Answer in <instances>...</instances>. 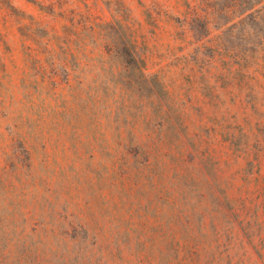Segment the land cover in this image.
I'll list each match as a JSON object with an SVG mask.
<instances>
[{
    "label": "rangeland",
    "instance_id": "rangeland-1",
    "mask_svg": "<svg viewBox=\"0 0 264 264\" xmlns=\"http://www.w3.org/2000/svg\"><path fill=\"white\" fill-rule=\"evenodd\" d=\"M117 19L161 94L120 62ZM47 31L64 99L27 59ZM78 86L105 100L71 102ZM29 174L28 206L69 205L97 235L50 264H264V0H0V220Z\"/></svg>",
    "mask_w": 264,
    "mask_h": 264
},
{
    "label": "trees",
    "instance_id": "trees-1",
    "mask_svg": "<svg viewBox=\"0 0 264 264\" xmlns=\"http://www.w3.org/2000/svg\"><path fill=\"white\" fill-rule=\"evenodd\" d=\"M115 21L125 30L124 45L121 48V52L118 54L122 58L120 62L124 65L131 61L136 63L137 65L132 69L140 72L150 89L161 94L163 91L158 80L153 75H148V73L144 71V57L133 32L130 31V27L128 24L123 23L120 20L118 21V19ZM106 23L108 24L109 22ZM47 32L48 33L46 34H48L49 37L43 41V48L39 49L41 46L38 45V47H35L34 52L28 50V52H26L27 59L34 60L38 63V66L44 71V73H42V79L46 81L47 85H50L49 89H53L55 93L59 94L58 98L61 97V99H64L63 96H60V88H62V84L71 85V77L68 72L60 73L57 71L62 67H58V65L64 66V62L67 63L68 60L58 58L57 54L59 49L57 48L56 43L53 42V39H59L62 34ZM65 45L69 48L68 45L70 44L65 40ZM86 47L87 43L84 42L82 44V49L85 50ZM112 47L113 46H105L107 55H111L113 52L114 49ZM47 56L48 58L46 59ZM77 64H80V62L77 61ZM89 79L90 78H86V80ZM84 82L85 77L84 79L81 77L78 83L83 84ZM102 92L103 91L99 90V88L90 87L86 90L81 86H78L71 87L69 96L73 98L70 99L71 102H74V99H76L84 103H89V105H97L105 100L103 99L105 94ZM53 98L56 99V97ZM61 107L65 111L69 109L65 104ZM71 107H73V105ZM58 111L59 110L56 111V114L59 118L60 113ZM18 129L19 126L14 130L15 134L20 133ZM25 158L28 160L30 159L28 149ZM27 168L28 173L30 171L29 162L27 163ZM35 178L34 175L30 174L25 177L21 184L22 190L18 200L15 202L11 210L5 213L3 221L8 225L6 227L12 226V231H16V229L20 227L16 236V242L19 245L17 246L16 243L15 246V243H13L14 247H16L15 249H13L11 245L9 248L4 246V244L0 245V264H50V253L53 252L54 249L58 250L62 248L64 251L84 249L88 236H93L96 240V233H91V228L94 226L92 222L93 220L84 217L73 218L72 212L67 211L69 205L65 206V204H61L60 208L56 209L55 205L57 202H55L53 207L48 209V206L44 205V203H40V200L36 198L37 194L35 193L31 206H28L30 199L27 198V194H30L31 190L26 189L27 187L35 185ZM58 195H60V193H58ZM19 219H21V221ZM3 221L0 220V224ZM27 226L29 227L28 231L26 229ZM6 234H8V232H6ZM121 235L122 234L120 233H117L115 236L112 234L109 235L108 238L110 239H108L107 246L110 248L112 247L117 252L122 251L128 243V238H123L121 242H114V239ZM9 239L10 238H7L6 244ZM95 240L92 241L93 245H95Z\"/></svg>",
    "mask_w": 264,
    "mask_h": 264
}]
</instances>
